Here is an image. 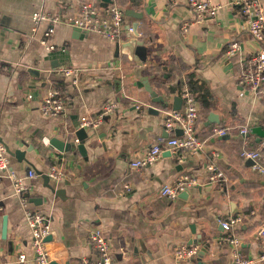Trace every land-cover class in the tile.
I'll use <instances>...</instances> for the list:
<instances>
[{"label": "crops", "instance_id": "crops-1", "mask_svg": "<svg viewBox=\"0 0 264 264\" xmlns=\"http://www.w3.org/2000/svg\"><path fill=\"white\" fill-rule=\"evenodd\" d=\"M210 1L217 13L199 17L188 0H111L107 5L123 11L118 42L75 25L81 0H0V142L23 152L6 151L9 169L0 176V264H36L26 209L47 215L45 246L60 264L98 260L90 237L95 228L108 239L112 264H198L199 254L208 264H231L235 249L254 259L264 254V93L239 82L244 61L264 40L246 29L245 0ZM258 2L264 10V0ZM107 5L97 3L100 14ZM33 12L46 18L34 22ZM49 27L52 49L42 42ZM130 38L145 47L143 60L140 51H121ZM231 40L239 41L240 55L225 53ZM62 68L78 72L62 76ZM148 87L167 107L151 100ZM185 87L197 101L200 147L165 148L153 163L132 168L130 161L151 144L177 135L180 128L168 132L162 121ZM51 89L62 92L65 107L46 115L41 104ZM84 117L96 124L84 126ZM76 122L86 128L80 141ZM51 137L83 148L59 151ZM244 149L257 158L241 156ZM211 163L223 174L215 181ZM53 167L61 178L40 174ZM185 175V192L160 194L163 184ZM16 177L23 179L22 195L15 193ZM231 215L240 220L225 230L220 220ZM182 245L196 246L197 253L177 258Z\"/></svg>", "mask_w": 264, "mask_h": 264}, {"label": "built area", "instance_id": "built-area-1", "mask_svg": "<svg viewBox=\"0 0 264 264\" xmlns=\"http://www.w3.org/2000/svg\"><path fill=\"white\" fill-rule=\"evenodd\" d=\"M100 0H81L80 2V15L76 20L75 25L83 30L96 31L102 36L117 40H122V24H123V11L120 7L115 5H107V12L102 15L98 11L97 3ZM188 3L197 16L210 15L213 16L217 13L218 5L212 3L210 0H188ZM241 12L246 15L247 19V31L252 34L257 40H264V10L259 4L258 0H245L241 4ZM46 15L40 12H33L32 20L38 22L45 19ZM54 28L49 27L44 33L42 42L47 44V38L52 34ZM129 34L134 31L131 26L127 28ZM47 47L52 49V44H47ZM225 53L228 56H234L241 53V47L238 40H231L227 44ZM76 68H62L58 73L62 76L71 77L73 74H77ZM239 82L249 90L255 93H264V47H261L258 51L251 54L243 63L242 69L239 75ZM181 96L183 99V105L179 109H168L164 112L163 125L168 132H173L176 127L180 128L182 135H172L167 139L157 141L151 144L144 153L138 158L130 161L132 168H139L147 164L153 163L158 159L161 152L165 148L172 150L175 149H187L196 150L200 147V142L194 135V126L199 115L197 101L189 90L185 87ZM111 105H107L110 107ZM65 107V99L61 91L51 89L47 92L41 104V111L46 115H54ZM82 124L84 126L95 125L96 122L86 117L82 118ZM246 128L240 130L245 134ZM218 134H225L224 129L216 130ZM241 156L250 157L256 159L257 152L242 150ZM260 168H262L260 166ZM9 169V158L6 153L4 145L0 142V176ZM209 179L212 181L217 180L223 176L222 171L218 169V166L214 163L208 164ZM11 174V173H10ZM33 170H28V175L34 176ZM49 175L53 178H61L62 172L55 167L51 168ZM15 193L22 195L24 192L23 179L15 178ZM190 178L183 176L173 184H163L160 188V194L162 196L175 197L180 190H183L189 186ZM25 199V198H23ZM25 219L29 226L32 236V246L34 251V257L36 264H50L51 260L45 246V238L50 234L51 229L49 220L46 214L38 210H25ZM240 220L239 215H231L227 218L220 220L222 227L225 230H230L232 225ZM260 234L264 237V226L260 228ZM91 240L96 247L99 258L92 264H112V258L109 252V243L105 233L100 228H95L90 232ZM230 242L235 246L239 245V240L235 237H228ZM197 253L196 246L182 245L178 247L174 255L177 258H186L193 256ZM20 260L24 259V255L19 256ZM231 264H264V254L259 258L244 257L235 249L233 254V260Z\"/></svg>", "mask_w": 264, "mask_h": 264}, {"label": "water", "instance_id": "water-1", "mask_svg": "<svg viewBox=\"0 0 264 264\" xmlns=\"http://www.w3.org/2000/svg\"><path fill=\"white\" fill-rule=\"evenodd\" d=\"M110 1L111 0H102V3H103V5H107ZM120 48H121L122 52H126L128 54H130L132 50L136 51V52L140 51V54H141L140 55V57H141L140 59H142V60L146 56L145 47L142 45L141 41L137 40L136 38H130L126 42L121 43L120 44ZM147 90L149 91V93L151 95V100L152 101L159 102L163 107H167V102L165 101V98L162 95L158 94L155 90H152L149 87L147 88ZM181 103H182V98L180 96H176L174 98L173 106H172L171 109H174V110L179 109L181 107ZM74 126H75V129H76L75 132H74V134L76 136V139L78 141L84 139L87 136L86 128L80 126L79 122H76L74 124ZM180 130H176L175 131L177 135H180V133L182 132ZM48 142H49V144L51 146H53L54 148H56L57 150L62 151V152H69V151L74 150L76 148L81 151L82 148H83V144H80V143L79 144H75L74 141H65V140H61V139H59L57 137H51ZM6 151L9 154H12V155L14 154L16 156H23V152L22 151H20L18 149L11 150L8 146H6ZM20 159L21 158H19V160ZM40 174L42 176H44V178H47V179L50 178V175H49L48 171H46L44 173H42L40 171ZM49 188L51 190H53V188L51 186H49ZM54 191L56 192V194L58 193L57 189L56 190L54 189ZM185 191L186 190H183L182 192H185ZM6 230H7V219H6V216H4L3 220H2V237L3 238L6 237ZM49 238H50V235H48L45 238V240L49 239ZM197 261H198V264H208L207 262L202 260V255L201 254H199L197 256ZM50 264H60V263L52 261ZM64 264H81V263H80V260H79L77 263H73L71 261H68V262H66Z\"/></svg>", "mask_w": 264, "mask_h": 264}]
</instances>
